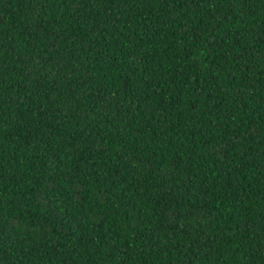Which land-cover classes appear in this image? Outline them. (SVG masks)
Returning <instances> with one entry per match:
<instances>
[{"label": "trees", "instance_id": "obj_1", "mask_svg": "<svg viewBox=\"0 0 264 264\" xmlns=\"http://www.w3.org/2000/svg\"><path fill=\"white\" fill-rule=\"evenodd\" d=\"M0 264H264V0H0Z\"/></svg>", "mask_w": 264, "mask_h": 264}]
</instances>
